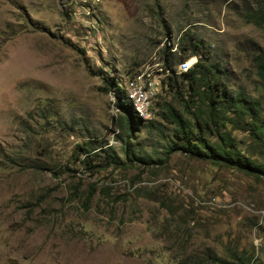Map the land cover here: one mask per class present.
<instances>
[{
    "label": "rangeland",
    "instance_id": "1",
    "mask_svg": "<svg viewBox=\"0 0 264 264\" xmlns=\"http://www.w3.org/2000/svg\"><path fill=\"white\" fill-rule=\"evenodd\" d=\"M263 13L264 0H0V264H264V178L168 156L172 128L157 114L180 107L161 54L188 31L264 118ZM114 75L131 99L139 84L151 97L144 121L166 125L130 138L157 164L125 159ZM90 139L125 165L87 171L75 158Z\"/></svg>",
    "mask_w": 264,
    "mask_h": 264
},
{
    "label": "trees",
    "instance_id": "2",
    "mask_svg": "<svg viewBox=\"0 0 264 264\" xmlns=\"http://www.w3.org/2000/svg\"><path fill=\"white\" fill-rule=\"evenodd\" d=\"M177 45L176 52H173V47L166 45L161 54L162 67L170 71V76L164 80V93L175 94L180 105L177 107L169 102L158 104V117L172 128L167 155L182 153L200 161L237 170L258 180L264 178V162L246 156L234 135L237 131L248 133L261 147V156L264 158L261 103L245 91H233L228 84L223 63L214 59L210 51L204 49L190 32L184 33ZM193 56L197 57V62L191 64L193 67L187 72L179 71V65L190 62L187 60ZM255 63L258 75L264 81V53L257 55ZM105 82L109 92L115 91L117 108L122 115L120 132L128 137V140L120 135L117 137L125 141V159L148 166L157 164L158 161L144 146L133 144L130 138L142 124L157 128L164 134L166 125L154 120L144 121L128 92L121 87V77L114 75ZM76 153L78 156L75 159L92 173L100 167L119 168L125 165L114 147L93 139L79 144ZM102 162H106V165L101 166Z\"/></svg>",
    "mask_w": 264,
    "mask_h": 264
},
{
    "label": "bare ground",
    "instance_id": "3",
    "mask_svg": "<svg viewBox=\"0 0 264 264\" xmlns=\"http://www.w3.org/2000/svg\"><path fill=\"white\" fill-rule=\"evenodd\" d=\"M188 61V60H187ZM180 66V65H179ZM180 71V70H179ZM149 81H151V78L149 79ZM140 85V84H139ZM138 86H134L133 89H132V100L136 106V109H137V112L140 114V105L137 104L136 100H135V96H141V101H147V116H142L140 114V116L145 120H149L152 116V111H151V101H150V98L148 95H147V92H145V90L141 89L140 87ZM151 86L153 87V84L151 82Z\"/></svg>",
    "mask_w": 264,
    "mask_h": 264
},
{
    "label": "built area",
    "instance_id": "4",
    "mask_svg": "<svg viewBox=\"0 0 264 264\" xmlns=\"http://www.w3.org/2000/svg\"><path fill=\"white\" fill-rule=\"evenodd\" d=\"M159 77L156 79V83L158 84L159 82ZM135 100L137 104L140 105V114L142 116H147V101H141V96H135Z\"/></svg>",
    "mask_w": 264,
    "mask_h": 264
},
{
    "label": "clouds",
    "instance_id": "5",
    "mask_svg": "<svg viewBox=\"0 0 264 264\" xmlns=\"http://www.w3.org/2000/svg\"><path fill=\"white\" fill-rule=\"evenodd\" d=\"M170 46V45H169ZM174 48V47H173ZM176 51H177V49H176ZM176 51H173V52H176ZM162 56V55H161ZM193 65H194V63H193ZM178 67V66H177ZM123 82V81H122ZM122 84V83H121Z\"/></svg>",
    "mask_w": 264,
    "mask_h": 264
}]
</instances>
